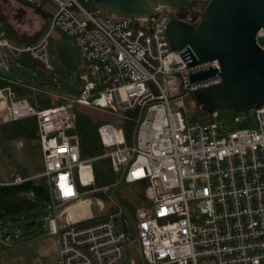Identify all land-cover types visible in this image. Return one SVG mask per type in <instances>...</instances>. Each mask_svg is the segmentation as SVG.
Segmentation results:
<instances>
[{"label":"built area","instance_id":"obj_1","mask_svg":"<svg viewBox=\"0 0 264 264\" xmlns=\"http://www.w3.org/2000/svg\"><path fill=\"white\" fill-rule=\"evenodd\" d=\"M90 1L29 0L49 14L44 37L17 45L0 36V73L12 69L10 59L25 55L55 71L49 38L56 30L74 39L86 65L87 82L60 106L39 108L11 87L0 88V123L37 119L44 171L36 178L48 184L45 223L57 237L56 264H123L133 244L141 261L131 257L127 264H264V106L230 120L218 112L212 122L187 120L185 98L221 82L218 73L195 82L191 76L219 71V61L189 66L192 49H172L167 30L173 11L166 7L158 8L157 18L130 19L92 11ZM261 38L264 29L258 43ZM77 105L117 119L141 111L132 145L118 123L99 128L113 171L127 183L148 182L150 205L137 212L136 240L116 228L114 215H94L92 199L82 198L95 178L93 159L81 157L71 133ZM245 120L247 127L236 128ZM23 181L14 176L12 183ZM82 203L88 212L72 216L69 209Z\"/></svg>","mask_w":264,"mask_h":264},{"label":"water","instance_id":"obj_2","mask_svg":"<svg viewBox=\"0 0 264 264\" xmlns=\"http://www.w3.org/2000/svg\"><path fill=\"white\" fill-rule=\"evenodd\" d=\"M197 26L184 20L193 13V0H93L109 16L154 19L158 8L175 14L168 25L172 49L190 47L189 66L218 60L220 70L211 69L191 76L193 82L219 74L221 82L193 94L206 113L232 110L249 114L264 106V50L257 34L264 29V0H202Z\"/></svg>","mask_w":264,"mask_h":264},{"label":"rangeland","instance_id":"obj_3","mask_svg":"<svg viewBox=\"0 0 264 264\" xmlns=\"http://www.w3.org/2000/svg\"><path fill=\"white\" fill-rule=\"evenodd\" d=\"M0 15L9 24V30H5L3 22L0 21V36L4 34L9 39L11 34L13 43L29 40L39 42L49 29L48 24H46V16L38 9L37 5L32 3L26 4L19 0H0ZM49 42L52 47L51 60L56 66L55 71L42 74L35 68L10 59L12 69L6 74L15 77L19 81L38 80L42 82L44 89L49 91L55 101H58L59 98L74 99L87 82L82 77L86 65L82 62L74 39L69 35L56 30L50 36ZM259 43L264 45V39H259ZM89 80L91 79L89 78ZM76 107L104 124H119L121 122L120 117L117 119L108 112L79 105ZM184 109L187 113L198 109V105L190 95L184 100ZM250 116L253 126H255L254 113H251ZM247 126L248 122L245 120L238 124L236 128ZM20 146L21 144L18 145V147ZM5 163H7V160L0 156V167ZM36 176L38 175H35L31 180L24 181L22 185H0V207L7 208L8 206L18 205L16 208H20L15 209V213L10 216L0 217V250L3 249L0 251V264H55L58 258L59 245L57 237L49 234L45 223L46 216L50 214L47 209L48 184L46 179L42 177L37 178H42L39 181L40 183L37 184ZM86 190L88 188L84 191ZM82 198L92 199L94 215L105 218L110 216V207L106 201L95 197L92 192ZM99 200L105 204V212L101 214L99 213ZM36 203L41 205L35 209L25 210ZM83 204H80V206ZM77 207L70 211L73 212V215L76 209H80V207ZM6 245H10V247L3 248ZM136 253H138L137 244L130 245L129 254L135 256Z\"/></svg>","mask_w":264,"mask_h":264},{"label":"trees","instance_id":"obj_4","mask_svg":"<svg viewBox=\"0 0 264 264\" xmlns=\"http://www.w3.org/2000/svg\"><path fill=\"white\" fill-rule=\"evenodd\" d=\"M19 1L26 4L30 3L29 0ZM88 7L92 11L97 10L93 4V0L90 1ZM38 9L44 13L46 19L49 18V14L43 11L41 7H38ZM105 14H107V12H105ZM0 21L3 22L5 30H9V24H7L6 20H4L1 15ZM12 39L13 36L10 34L9 40L14 42ZM15 43L17 45H34L38 42L29 40ZM18 61L22 65L39 70L42 74L47 72L36 60L28 55L23 56ZM42 85V82L38 80L19 81L9 74L0 73V88L11 87L17 98H27L33 105L39 108L60 106L66 102L63 98H59L58 101H55L49 91L45 90ZM190 96L193 97V95ZM75 111L77 113V120L75 128L71 133L78 137L81 157L83 159H93L92 166L95 182L88 187V190H90L95 197L107 202L110 207V215L115 216L116 228L124 232L131 240H136L137 210L150 205L146 197L148 182L127 183L121 178L120 174L115 173L110 158L104 156L106 150L100 140L99 128L105 124L100 120L94 119L88 113L80 111L77 107ZM184 114L187 120L190 121L208 123L214 120L212 114L204 112L199 106L196 111L191 113H187V111L184 110ZM236 115L237 113L232 110L223 109L218 111L219 119L230 120ZM140 119V110L130 112L121 117L119 125L123 129L126 141L129 145H132L134 142V135ZM36 131L37 119L34 116L0 123V156L7 160V163L0 167V182H11L14 176L27 179L44 171L43 155L36 136ZM20 143L21 146L18 147ZM41 179H37L36 183L39 184ZM97 220L98 219H94L85 223L88 224ZM9 247L10 245H6L3 248ZM131 257L132 256L128 254L124 264H127ZM134 257L136 258V256ZM136 259L139 261L138 256Z\"/></svg>","mask_w":264,"mask_h":264},{"label":"crops","instance_id":"obj_5","mask_svg":"<svg viewBox=\"0 0 264 264\" xmlns=\"http://www.w3.org/2000/svg\"><path fill=\"white\" fill-rule=\"evenodd\" d=\"M48 20H49V18L48 19H46V24H48ZM18 63H19V61H18ZM78 78H80V77H78ZM49 94V93H48ZM21 144V143H20ZM39 175V174H38ZM33 177H30V178H27V179H24V181H26V180H31ZM37 179V178H36ZM23 181V182H24ZM23 182H21V183H12V181L11 182H3V183H5L4 185H2V186H17V184L18 185H22L23 184ZM47 191H48V189H47ZM49 203H50V194H49V191H48V201H47V204L49 205ZM41 204L40 203H36V204H34V205H31V206H29V207H27L25 210H30V209H35V208H37V207H39ZM79 206H80V204H79ZM78 206V207H79ZM16 207H18V205H15V206H8L7 208L6 207H4V208H2V207H0V217H4V216H6V215H8V216H10V215H12L13 213H15L14 211H16L15 209H17ZM77 207V208H78ZM18 209H20V208H18ZM17 209V210H18ZM47 209L49 210V208H48V206H47ZM88 211H86L84 214H86ZM83 214V215H84ZM82 215V216H83ZM72 216H74L73 215V213H72ZM136 258H137V256L139 257V261H141V259H140V255L138 254V253H136ZM132 257H134V256H132ZM58 259V258H57ZM57 263V260H56V262H55V264ZM124 264V263H123Z\"/></svg>","mask_w":264,"mask_h":264},{"label":"flooded vegetation","instance_id":"obj_6","mask_svg":"<svg viewBox=\"0 0 264 264\" xmlns=\"http://www.w3.org/2000/svg\"><path fill=\"white\" fill-rule=\"evenodd\" d=\"M195 1V6L193 7V13H187L185 15L184 20L190 23H193L195 26H197L198 22L195 17H197V13L201 11V5H202V0H193ZM173 18H175V14L173 12Z\"/></svg>","mask_w":264,"mask_h":264},{"label":"bare ground","instance_id":"obj_7","mask_svg":"<svg viewBox=\"0 0 264 264\" xmlns=\"http://www.w3.org/2000/svg\"><path fill=\"white\" fill-rule=\"evenodd\" d=\"M79 206V205H78ZM77 207V206H76ZM80 207V213L83 215L86 211H88V205H85V204H83V205H81V206H79ZM75 209V207H73V208H70L69 209V212L71 211V210H74ZM76 212H77V209L75 210ZM72 213L73 212H70V214L72 215Z\"/></svg>","mask_w":264,"mask_h":264}]
</instances>
